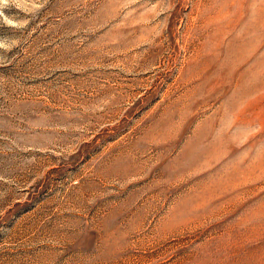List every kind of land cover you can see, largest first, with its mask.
Returning a JSON list of instances; mask_svg holds the SVG:
<instances>
[{
  "label": "rangeland",
  "instance_id": "obj_1",
  "mask_svg": "<svg viewBox=\"0 0 264 264\" xmlns=\"http://www.w3.org/2000/svg\"><path fill=\"white\" fill-rule=\"evenodd\" d=\"M0 264H264V0H0Z\"/></svg>",
  "mask_w": 264,
  "mask_h": 264
}]
</instances>
